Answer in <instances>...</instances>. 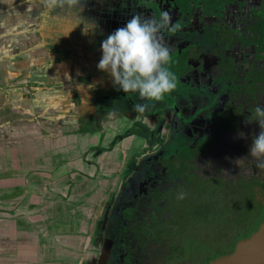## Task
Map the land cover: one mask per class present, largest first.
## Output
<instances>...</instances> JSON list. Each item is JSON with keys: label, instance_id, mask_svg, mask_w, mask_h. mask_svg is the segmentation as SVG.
<instances>
[{"label": "flooded vegetation", "instance_id": "flooded-vegetation-1", "mask_svg": "<svg viewBox=\"0 0 264 264\" xmlns=\"http://www.w3.org/2000/svg\"><path fill=\"white\" fill-rule=\"evenodd\" d=\"M161 11L177 26L163 32L176 88L147 101L97 70L100 44L132 15L158 18ZM42 17L47 58L64 68L48 80L64 89L66 124L95 132L89 148L121 145L123 170L95 216L85 264H208L231 251L236 242L211 256L224 245L223 223H193L184 231L153 210L157 196L180 204L181 193L240 199L246 190L254 200L246 213L264 215V169L249 155L261 131L254 108L264 103V0H79L54 10L44 3ZM95 25L94 34L86 32ZM137 103L150 105L143 117L133 111ZM111 109L119 119H107Z\"/></svg>", "mask_w": 264, "mask_h": 264}, {"label": "crops", "instance_id": "crops-1", "mask_svg": "<svg viewBox=\"0 0 264 264\" xmlns=\"http://www.w3.org/2000/svg\"><path fill=\"white\" fill-rule=\"evenodd\" d=\"M43 7L44 0H0V264H85L87 253L72 254L71 261L56 244L50 250L51 242L83 225L89 249L112 185L100 201L89 189H74L67 203L65 185L98 178L112 184L123 170L121 145L89 148L95 132L83 134L65 122L64 89L48 80L60 78L64 68L47 58ZM87 198L88 221L76 210Z\"/></svg>", "mask_w": 264, "mask_h": 264}, {"label": "clouds", "instance_id": "clouds-1", "mask_svg": "<svg viewBox=\"0 0 264 264\" xmlns=\"http://www.w3.org/2000/svg\"><path fill=\"white\" fill-rule=\"evenodd\" d=\"M49 10L57 7H76L79 0H44ZM95 25L88 33L94 34ZM177 31L170 12L161 11L159 17L141 13L131 16L123 27L117 28L100 44L101 58L97 70L106 72L118 90L136 92L142 100L161 101L176 88V76L168 68L172 48L165 42L163 32ZM148 103H137L133 111L141 117L149 109ZM255 121L261 131L252 140L249 155L258 169H264V103L254 108ZM116 109L107 113V119H119ZM240 138L244 134L240 133ZM183 199V194H180Z\"/></svg>", "mask_w": 264, "mask_h": 264}, {"label": "trees", "instance_id": "trees-1", "mask_svg": "<svg viewBox=\"0 0 264 264\" xmlns=\"http://www.w3.org/2000/svg\"><path fill=\"white\" fill-rule=\"evenodd\" d=\"M180 201V204H175L172 199H168L167 197L160 198L157 196L155 202L159 207L155 208L153 211L156 212V216L162 217V221L175 223L178 225L179 229L184 231L193 229L190 227L193 223L205 222L211 224L215 223L217 225L223 223L225 227L224 245L211 256L224 253L238 238L247 236L254 231L263 219L262 211H259L257 214L246 213L244 208L247 206L246 203L248 202L251 204L254 201L253 197L248 195L246 190H243L242 198L240 199H232L231 197H210L209 199L183 198L180 199ZM202 203H205L206 207H203L204 204ZM149 206L152 208L154 204ZM151 216L153 217V214H151ZM166 218L168 219L167 221ZM144 222H146V220L138 221L137 224L141 225ZM186 224H189V226H186Z\"/></svg>", "mask_w": 264, "mask_h": 264}, {"label": "rangeland", "instance_id": "rangeland-1", "mask_svg": "<svg viewBox=\"0 0 264 264\" xmlns=\"http://www.w3.org/2000/svg\"><path fill=\"white\" fill-rule=\"evenodd\" d=\"M114 168H116V167H114ZM116 172H117V170L113 174H116ZM111 173H109L108 175H102V176L110 177L112 175ZM94 181H95L94 183L92 182L90 184L84 183V182L67 183L65 185L67 195L64 199L66 201V203L68 202L67 200H69V196L71 195V193L73 192L74 189H79V190H83V189L88 190L89 189L90 194L93 191L92 192L93 195L97 196L96 201H98V200L100 201L101 197H103L102 193L105 192V190H107L113 183L111 184L108 180H102L100 178H98V180L94 179ZM68 184H70V185H68ZM87 201H89L88 198L87 199H81V200L77 201L78 204H77L76 210L78 209L79 211L83 212L81 220H87L88 221L90 218V216L88 214L89 210L84 208V204H86ZM93 205H96V204L93 203ZM96 206L98 207V205H96ZM91 207H92V205H91ZM92 209H93V207H92ZM77 212L78 211H76V213ZM83 229H85L83 225H77V227L75 229L64 232L65 235L60 237L59 242L56 240H53V242H51L50 250L56 244V246H59L61 249L66 250L65 257L68 259H71V261L75 260V259H73V255H75L77 257V255H79L81 253L82 257H84L87 253V250H88V248L86 247V243H87V239H88V235H89L90 231L88 230V226L85 230H83ZM39 236H41V235L39 234ZM190 237L195 238L194 236H190ZM4 240L6 241L5 242L6 244L10 243L8 241V238L7 239L5 238ZM39 242H41V241H39ZM1 243H3V242H1ZM20 243L21 242L19 241V244ZM217 250H215V251H217ZM51 254H52V252H51ZM4 255H8V254L5 253ZM54 258L56 259L57 256L54 255ZM49 260L52 261L53 259L51 258ZM65 264H72V263H68V261H65Z\"/></svg>", "mask_w": 264, "mask_h": 264}, {"label": "water", "instance_id": "water-1", "mask_svg": "<svg viewBox=\"0 0 264 264\" xmlns=\"http://www.w3.org/2000/svg\"><path fill=\"white\" fill-rule=\"evenodd\" d=\"M208 264H264V215L258 227L236 241L233 249Z\"/></svg>", "mask_w": 264, "mask_h": 264}]
</instances>
